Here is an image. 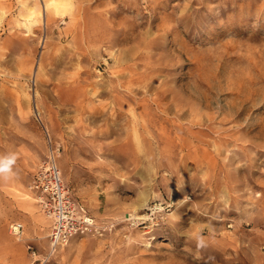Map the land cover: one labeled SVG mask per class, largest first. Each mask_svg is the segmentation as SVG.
<instances>
[{
	"label": "rangeland",
	"instance_id": "obj_1",
	"mask_svg": "<svg viewBox=\"0 0 264 264\" xmlns=\"http://www.w3.org/2000/svg\"><path fill=\"white\" fill-rule=\"evenodd\" d=\"M52 147L102 227L56 246L29 189ZM30 247L264 264V0H0V264Z\"/></svg>",
	"mask_w": 264,
	"mask_h": 264
},
{
	"label": "built area",
	"instance_id": "obj_2",
	"mask_svg": "<svg viewBox=\"0 0 264 264\" xmlns=\"http://www.w3.org/2000/svg\"><path fill=\"white\" fill-rule=\"evenodd\" d=\"M59 148L52 147L41 161L29 183L36 201L51 221L49 238L53 246L65 245L79 234L101 233V226L86 211L83 204L75 199L63 182L56 162ZM20 225L12 224L11 231L20 233ZM31 260L28 264H44L30 247Z\"/></svg>",
	"mask_w": 264,
	"mask_h": 264
},
{
	"label": "clouds",
	"instance_id": "obj_3",
	"mask_svg": "<svg viewBox=\"0 0 264 264\" xmlns=\"http://www.w3.org/2000/svg\"><path fill=\"white\" fill-rule=\"evenodd\" d=\"M10 162V161H9Z\"/></svg>",
	"mask_w": 264,
	"mask_h": 264
}]
</instances>
